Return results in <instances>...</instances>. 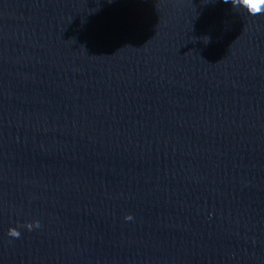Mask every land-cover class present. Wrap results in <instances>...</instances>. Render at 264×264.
<instances>
[{
  "label": "water",
  "instance_id": "1",
  "mask_svg": "<svg viewBox=\"0 0 264 264\" xmlns=\"http://www.w3.org/2000/svg\"><path fill=\"white\" fill-rule=\"evenodd\" d=\"M0 264H264V13L0 0Z\"/></svg>",
  "mask_w": 264,
  "mask_h": 264
},
{
  "label": "clouds",
  "instance_id": "2",
  "mask_svg": "<svg viewBox=\"0 0 264 264\" xmlns=\"http://www.w3.org/2000/svg\"><path fill=\"white\" fill-rule=\"evenodd\" d=\"M231 2L237 8L242 7L244 9H247V11L251 15H257V14L264 13V0H231ZM125 219L132 220L133 217L131 215H128L125 217ZM27 227L29 228V230L33 228L38 229L41 227V224L39 220H36L34 223H29ZM8 235L14 238H18L21 235V233L18 228L12 227L9 229Z\"/></svg>",
  "mask_w": 264,
  "mask_h": 264
}]
</instances>
